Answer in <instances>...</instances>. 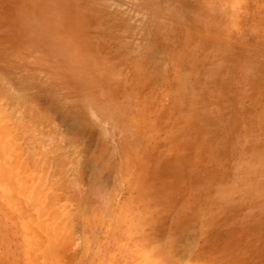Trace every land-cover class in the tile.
I'll list each match as a JSON object with an SVG mask.
<instances>
[{
    "label": "rangeland",
    "instance_id": "374dc122",
    "mask_svg": "<svg viewBox=\"0 0 264 264\" xmlns=\"http://www.w3.org/2000/svg\"><path fill=\"white\" fill-rule=\"evenodd\" d=\"M0 112V264H264V0H0Z\"/></svg>",
    "mask_w": 264,
    "mask_h": 264
},
{
    "label": "bare ground",
    "instance_id": "6f19581e",
    "mask_svg": "<svg viewBox=\"0 0 264 264\" xmlns=\"http://www.w3.org/2000/svg\"><path fill=\"white\" fill-rule=\"evenodd\" d=\"M13 58H14V57H13ZM3 87H4V86H3ZM15 89H16V88H15ZM23 91H24V90H23ZM26 91H27V90H26ZM24 92H25V91H24ZM3 97H4V96H3ZM3 113H4V112H3ZM3 113L0 112L1 115H2ZM18 113H19V112H18ZM40 113H41V111H40ZM9 114H11V112H9ZM20 114H21V113H20ZM24 114H25V113H24ZM16 115H17V113H16ZM3 116H4V115H3ZM3 116H2V117H3ZM13 116H14V115H13ZM2 117H1V118H2ZM6 117H7V116H6ZM7 118H8V117H7ZM15 119H16V118H15ZM1 120H4V119H1ZM1 120H0V121H1ZM9 120H10V118H9ZM27 120H28V119H27ZM28 121H29V120H28ZM4 122H5V120H4ZM9 122H10V121H9ZM20 122H21V121H20ZM31 122H32V121H31ZM12 123H13V122H12ZM27 123H28V122H27ZM32 123H33V122H32ZM5 124H7V123H5ZM25 124H26V123H25ZM28 124H29V123H28ZM36 124H37V123H36ZM26 125H27V124H26ZM4 126H5V125H4ZM11 126H12V125H11ZM29 126H30V125H29ZM34 127H35V125H34ZM2 128H3V127H2ZM30 128H31V126H30ZM30 128H28L29 131L31 130ZM0 131H1V130H0ZM5 131H6V130H5ZM24 133H26V132L24 131ZM34 133H36V132H34ZM6 135H7V134H6ZM33 135H34V136H37V137L39 136V134H38V135L33 134ZM44 135H45V134H44ZM45 136H46V135H45ZM6 137H7V136H6ZM37 137H36V138H37ZM4 138H5V137H4ZM4 138H3V140H4ZM8 138H9V137H8ZM31 138H32V137H31ZM34 138H35V137H34ZM44 138H47V137H44ZM44 138H43V139H44ZM48 138H50V137H48ZM50 139H51V138H50ZM30 140H31V139H30ZM1 142H2V141H1ZM3 142H4V141H3ZM40 142H42V140H41ZM4 143H5V142H4ZM31 143H32V142H31ZM46 143H47V142H46ZM48 143H50V142H48ZM51 143H52V142H51ZM263 143H264V141H263ZM38 144H39V143H38ZM38 144H36V145H38ZM4 145H5V144H4ZM4 145H3V146H4ZM32 145H33V143H32ZM34 145H35V144H34ZM49 145H50V144H49ZM5 146H6V145H5ZM5 146H4V148H5ZM38 146H39V145H38ZM40 146H41V145H40ZM41 147H42V146H41ZM46 147H47V145H46ZM76 147H78V146H76ZM262 147H264V145H262ZM0 148H1V146H0ZM13 148H14V147H13ZM27 148H28V147H27ZM33 148L35 149L34 146H33ZM71 148H72V147H71ZM39 149H40V148H39ZM43 149L45 150L46 148L43 147ZM4 150H6L5 153H8V150H7L6 148H5ZM4 150H3V151H4ZM12 150H13V149H12ZM29 150H30V149H29ZM48 150H49V149H48ZM75 150H76V148H75ZM19 151H21V150H19ZM41 151H42V150H41ZM1 152H2V150L0 151V153H1ZM16 152H17V151H16ZM32 152H33V150H32ZM36 152H37V151H36ZM38 152H40V151H38ZM48 152H49V151H48ZM2 153H3V152H2ZM21 153H22V151H21ZM55 153H56V152H55ZM261 153L264 154V148L262 149ZM11 154H12V152H11ZM13 154H14V156H15V153H14V152H13ZM16 154H17V153H16ZM19 154H20V153L18 152V155H19ZM37 154H39V153H37ZM40 154H41V152H40ZM40 154H39V156H41ZM49 154L51 155V151H50ZM28 155H29V154H28ZM52 155H53V153H52ZM14 156H13V158H16V157H14ZM42 156H43V155H42ZM53 156H54V155H53ZM17 157H18V156H17ZM21 157H22V156H21ZM30 157H31V156H30ZM79 157H80V156H79ZM18 158H19V157H18ZM22 158H23V157H22ZM31 158H32V157H31ZM20 159H21V158H20ZM43 159H44V158H43ZM77 159H78V158H77ZM18 161H19V160H18ZM26 162H27V161H26ZM35 162H37V161L35 160ZM1 163H2V162H1ZM45 163H46V162H45ZM45 163H44V164H45ZM47 163H49V162H47ZM35 164H36V163H35ZM38 164H40V163H38ZM44 164H42V165H44ZM2 165H3V164H2ZM8 165H9V164H8ZM69 165H70V164H69ZM38 167H39V166H38ZM55 167H56V166H55ZM55 167H54V168H55ZM60 167H61V166H60ZM24 169H25V167H24ZM41 169H42V167H41ZM48 170H49V167H48ZM49 171H50V170H49ZM1 174H3V173H1ZM1 174H0V176H1ZM49 175H51V174H49ZM51 176H52V175H51ZM64 176H65V175H64ZM55 177H56V176H55ZM1 178H2V176H1ZM21 178H23V177H21ZM72 178H73V176H72ZM19 179H20V178H19ZM75 179H76V178H75ZM59 182H60V180H59ZM61 182H62V181H61ZM61 182H60V183H61ZM76 182H78V181H76ZM50 183H51V182H50ZM50 183H49V184H50ZM53 183H54V181H53ZM55 183H56V181H55ZM58 184H59V183H58ZM77 184H78V183H77ZM6 187H7V186H6ZM21 187H22V186H21ZM50 187H51V186H50ZM36 188H37V187H36ZM53 190H54V189H53ZM53 190H52V191H53ZM39 191H40V190H39ZM54 193H55V192H54ZM55 194H56V193H55ZM43 195H44V194H43ZM34 196H35V195H34ZM48 200H49V199H48ZM147 208H148V207H147ZM66 214H68V213H66ZM66 224H67V223H66ZM140 224H141V223H140ZM63 226H64V225H63ZM66 228H67V227H66ZM67 229H68V228H67ZM67 229H66V230H67ZM58 230H60V229H57V231H58ZM55 231H56V230H55ZM56 234H58V233H56ZM50 241H51V240H50ZM48 249H50V248H48ZM189 252H190V251H189ZM155 261H156V260H155ZM151 263H152V262H151ZM153 263H154V261H153Z\"/></svg>",
    "mask_w": 264,
    "mask_h": 264
}]
</instances>
